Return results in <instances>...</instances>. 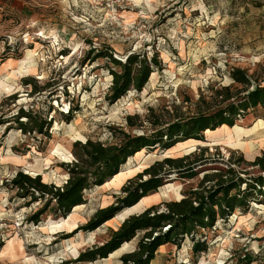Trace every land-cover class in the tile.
Listing matches in <instances>:
<instances>
[{
  "label": "rangeland",
  "instance_id": "rangeland-1",
  "mask_svg": "<svg viewBox=\"0 0 264 264\" xmlns=\"http://www.w3.org/2000/svg\"><path fill=\"white\" fill-rule=\"evenodd\" d=\"M107 48L122 62L131 54H146L151 59L157 53L162 70L153 79L151 75L141 93L132 90L110 104L112 65L89 56L93 50ZM233 68L253 76L249 91L255 89L256 80L264 86V0H129L122 6L112 0H0V119L12 121L0 126V264H121V257L137 249L145 232L124 243L129 246L113 260H75L86 250L104 245L110 230L119 229L129 217L186 198L200 188L204 174L191 179L174 174L173 185L148 195L160 193L162 197L144 210L129 212L120 224L108 221L94 232H76L99 210L115 204L129 180L166 158L191 156L193 160L204 152L209 163L198 171L214 173L227 169L231 161L240 172L246 167L237 164L240 157L252 162L264 153L256 139H251L256 146L250 150L230 146L225 138L210 141L217 133L207 131L204 141H182L166 151L144 149L120 168V173L129 171L121 188L109 181L86 191V203L73 210L63 229L53 224L69 216L56 219L46 213L38 224L29 222L42 205L27 206L29 200L17 197L7 184L22 171L63 186L69 178L65 166L75 161L74 143L91 139L117 144L120 131L150 135L154 132L148 122L150 114L164 122L193 116L202 97L210 100L215 90L227 86L240 88L230 74ZM29 78L45 91L37 93L24 85ZM20 109L52 121L50 136L19 130L13 119ZM135 115L139 116L137 126L130 129L126 118ZM258 120H264L261 106L240 116L234 127H222L248 130ZM263 206L251 203L248 213L237 210L226 223L219 221L212 231L199 232L196 239L207 245L206 252L195 254L186 237L179 246L170 244L157 252L151 264H264Z\"/></svg>",
  "mask_w": 264,
  "mask_h": 264
},
{
  "label": "trees",
  "instance_id": "trees-1",
  "mask_svg": "<svg viewBox=\"0 0 264 264\" xmlns=\"http://www.w3.org/2000/svg\"><path fill=\"white\" fill-rule=\"evenodd\" d=\"M90 55L97 59H106L112 65L109 72L113 80L107 97L110 104H115L132 90L141 93L151 75L162 70V62L157 53L151 59L146 54H131L125 62L115 59L114 51L110 48L93 50L89 52ZM230 74L240 88L227 86L215 90L210 100L202 97L201 107L193 116H177L172 121L164 122L160 117L150 114L148 122L154 128L150 135L132 136L120 131L121 139L117 144L106 145L91 139L85 143H74L72 153L75 161L65 166L69 178L61 187L45 183L41 175L32 177L22 171L18 172L7 184L16 192L17 197L29 200L27 206L36 203L42 205L28 221L38 224L46 213H51L56 219L67 218L74 208L86 203V191L102 187L111 181L120 173V168L127 164L128 159L144 149L153 150L160 147L166 151L182 141H204L206 131H214L224 125L234 127L238 118L250 109L259 106L264 108V86L256 80L255 89L249 91L253 76H249L247 71L240 68H233ZM23 83L32 86L37 93L45 91L31 78L25 79ZM71 113L72 110L66 115L67 121L71 120ZM22 118L27 121H20ZM137 120L138 115L128 116L127 127L135 128ZM13 121H16L19 130L26 134L50 136L52 121L40 118L33 112L20 109ZM11 122L0 119V126ZM207 163L209 162L204 158V152L195 155L193 160L191 156L166 158L129 180L121 189L123 196L119 197L115 204L99 210L76 232L96 231L114 219L123 209L137 205L150 193H156L158 189L172 184L174 174L181 179H191L204 174L198 190L191 191L181 201L152 206L139 215L129 217L119 229L110 230V239L104 245L86 250L75 262L107 259L124 243L133 240L139 232L145 233L139 240L137 249L123 255L121 264H151L160 247L167 244L179 246L186 237L193 243L195 254L206 252L207 245L196 239L199 232L212 231L219 221L226 223L237 210L248 213L251 203L264 204V153L255 156L252 162L245 161L243 156L240 157L237 164L246 165L240 172L231 166V161L227 169H215L214 173L197 170ZM166 180L169 181L166 183ZM162 207L165 209L162 210ZM2 247L3 243L0 241V249Z\"/></svg>",
  "mask_w": 264,
  "mask_h": 264
},
{
  "label": "bare ground",
  "instance_id": "bare-ground-1",
  "mask_svg": "<svg viewBox=\"0 0 264 264\" xmlns=\"http://www.w3.org/2000/svg\"><path fill=\"white\" fill-rule=\"evenodd\" d=\"M31 56H32V53L29 50L28 51V58H31ZM154 76H155V73L152 74V79L154 78ZM231 129L232 128L221 127L218 132L207 131V134L217 133V135L210 137L209 140L210 141H217V140L220 141V140H222L221 138H225L224 142L228 143L230 146L244 147V148L248 147L250 150H253L255 148L256 144L252 140L256 139V140H258V145L260 144V145L264 146V120H258L252 129L246 130L243 128H239V126L235 129H232V130ZM244 140H247V141H244ZM188 143H197V142L195 140H190ZM128 174H129V171H124V169H123V171L120 174H118L117 176H115L109 183L114 188L119 189L124 184V181H125L126 177L128 176ZM171 185H173V184H171ZM167 186H170V185H167ZM97 188H101V187H97ZM161 197L162 196L160 193L145 197L136 206H134L132 208H128L125 211H123L122 213H119L114 219H112L108 223L112 222V223L120 224L129 212L144 210L147 206H150L155 200L161 199ZM82 206H78V207L74 208V211L79 210ZM263 209H264V206H263ZM72 215L73 214H70L68 219H63L61 222L53 224V227L56 229H63V226L65 225V223H67L68 221H70V219H72ZM128 246H129V244H124L122 250H120L117 254H113V253L110 254V257L106 260L107 261L113 260L114 257H116V255H118L121 251L127 249Z\"/></svg>",
  "mask_w": 264,
  "mask_h": 264
},
{
  "label": "built area",
  "instance_id": "built-area-1",
  "mask_svg": "<svg viewBox=\"0 0 264 264\" xmlns=\"http://www.w3.org/2000/svg\"><path fill=\"white\" fill-rule=\"evenodd\" d=\"M112 2L115 6H122L124 4H127L129 0H112Z\"/></svg>",
  "mask_w": 264,
  "mask_h": 264
},
{
  "label": "crops",
  "instance_id": "crops-1",
  "mask_svg": "<svg viewBox=\"0 0 264 264\" xmlns=\"http://www.w3.org/2000/svg\"><path fill=\"white\" fill-rule=\"evenodd\" d=\"M169 245H170V244H167V245H165V246L160 247V249L158 250V252L161 251L162 249L166 248V247L169 246Z\"/></svg>",
  "mask_w": 264,
  "mask_h": 264
}]
</instances>
